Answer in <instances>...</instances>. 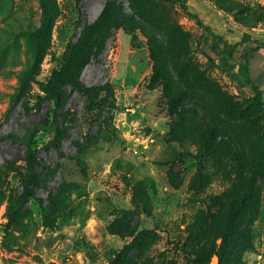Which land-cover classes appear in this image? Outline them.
<instances>
[{
  "label": "rangeland",
  "instance_id": "rangeland-1",
  "mask_svg": "<svg viewBox=\"0 0 264 264\" xmlns=\"http://www.w3.org/2000/svg\"><path fill=\"white\" fill-rule=\"evenodd\" d=\"M132 1L56 0L59 13L34 81L24 70L32 54L28 32L40 20L38 0L1 1L0 264H111L108 254L113 252L123 264L139 255V248L144 257L133 264H189L174 248L178 237L194 244L212 242L214 225L204 219L201 199L224 195L230 182L209 158L202 180L195 179L197 146L170 135L176 120L166 112L161 87H151L154 60L148 44L157 48L163 31L179 28L188 35L193 70L216 93L234 98L246 95L239 92L246 84L241 53L252 44L229 57L177 5ZM255 1L264 6V0ZM187 5L231 44L244 33L264 40L263 25L240 23L214 0H187ZM95 24L105 34L87 33L96 46L81 64L74 46L83 30ZM158 52L162 58V49ZM68 73L75 74L76 87L64 82ZM48 80L57 82L61 97L57 123L64 135L59 141L46 131L49 102L37 84ZM86 91L98 101L99 111L86 113ZM185 108L195 109L194 128L200 139L212 138L217 153L244 155L243 161L235 159L237 174L230 170L229 175L239 189L248 182L259 186L258 207L251 210L257 217L247 239L231 241L232 249L243 264H264V161L260 159V171L249 170L254 163L244 165L250 161V143H256L251 131L259 127L264 141V98L262 107L248 108L243 117L232 108L230 123L219 118L216 128L209 116H217L212 106L208 116L198 106ZM138 180L142 186L136 185ZM49 203L53 211L45 218L42 212ZM8 207L14 208L20 228L10 230L6 247ZM124 220L148 231L139 248L129 249L132 237L113 232L121 231ZM208 264H219L217 255Z\"/></svg>",
  "mask_w": 264,
  "mask_h": 264
},
{
  "label": "trees",
  "instance_id": "trees-1",
  "mask_svg": "<svg viewBox=\"0 0 264 264\" xmlns=\"http://www.w3.org/2000/svg\"><path fill=\"white\" fill-rule=\"evenodd\" d=\"M2 0H0L1 3ZM174 5H177L181 12L189 18L196 27L202 32L212 36L218 43L222 45L223 52L229 57H233L238 52L239 48L246 43H251L252 46L241 53V57L244 60V73L246 77V83L251 87L252 94L249 96H242L241 98H234L233 96L224 97L220 93H216L211 84L202 77V73L198 74L193 70V60L190 56V48L188 42V35L181 31L179 28L173 30L168 27L167 31H163L162 39L163 44L154 47V43L149 41L148 48L151 53V58L154 60L152 66V72L150 75L151 87H161L163 90V98L165 99L164 105L168 115L173 116V126L170 129V135L173 140L189 142L192 145L197 146V152H199V158H197L198 167L196 169L195 179L202 180L204 175V166L209 164L207 158L213 160L216 163L218 170H220L226 177V180L230 183L225 187L224 195L211 196L208 199H201L202 204L205 206L204 219H209L213 223V240L210 243L194 244L186 242L187 238L181 239L180 237L175 240L174 248L183 254L189 264H208L213 255H217L219 264H243L237 260L235 251L232 247L234 238L247 239L249 228L256 219L255 213L252 208L258 207V187L253 183L248 182L244 184V187L239 189L237 184L230 178V170L235 171L238 161H243L244 155L236 154L230 151L229 155L226 153H217L218 151L212 144V138L209 135H205L202 139L196 132L195 123L197 114L194 108H185L186 105L198 106L202 108L205 115L208 116L209 107L212 106L217 111V116L212 117L215 121V128L218 126L219 118L225 119L227 123H230L229 116L232 108H235L237 117H243L245 111L250 107L260 108L263 105L264 94V71L257 73L256 75L251 72V59L253 54L260 49L264 50V40L253 39L249 33H244L241 38L235 43H229L220 34L215 33L210 26L206 25L201 18L194 12L190 11L187 5V0H163ZM217 5L224 8L226 11L233 13L237 20L249 27L261 24L264 26V6H259L257 1L250 6V1L253 0H214ZM131 0V4L133 5ZM40 9V20L38 26L28 32L31 42L32 54L31 59L28 60L25 77H28L31 81L35 80V68L39 63L42 53L47 44V35L51 30L54 21L59 13L56 0H38ZM133 10L138 12L136 7ZM247 15H244L243 13ZM158 23L159 21L156 20ZM160 25V23H159ZM99 25H92L83 30L78 42L74 46L75 57L81 64L87 62L95 48L96 44L92 41V38L87 36L88 32H95L98 34H105V32L98 31ZM162 49V58H159L158 50ZM78 53V55H77ZM167 67L169 70H167ZM253 74V75H252ZM65 83H68L74 87L78 84L77 78L74 73L66 74L63 77ZM174 81H177L175 83ZM39 88L45 93L46 99L49 102V111L46 119V131L56 141H59L63 135V130L58 126L57 117L58 109L60 106V94L56 89L57 82L48 80L45 83H37ZM86 97L89 98V105L86 107V113H90L91 110L99 111V104L90 92H85ZM191 102V103H190ZM239 131L238 129H235ZM252 130L255 134L254 144H251L250 148V161L244 165H251V171H260V159L264 161V141L261 139L262 130ZM251 142V141H249ZM247 142V143H249ZM225 145L220 152H224ZM219 149V146H218ZM216 151V152H215ZM184 154V153H183ZM180 152L178 156H183ZM238 161H235V159ZM254 161V159H257ZM234 166V167H233ZM237 169V167H236ZM248 171V170H247ZM237 174V172L235 171ZM136 185L142 186V181L136 182ZM67 206L63 204L62 207ZM53 203H49L43 209L42 216L48 218L53 211ZM137 207V206H136ZM250 209V210H249ZM249 210V212H248ZM138 213L142 210H137ZM7 222L4 226V238L5 246L8 247L10 230L20 228V223L16 212L13 207H8L6 212ZM121 227V231L116 234L132 237L128 245L129 249L139 248L140 243L147 234L146 229L140 231L135 227H129L126 223ZM220 238L221 243L217 244L214 240ZM237 248V247H236ZM139 255H135L132 258H126L123 264H133L138 260V257H144V251L139 248ZM111 264H118L119 254L113 252L112 255L108 254Z\"/></svg>",
  "mask_w": 264,
  "mask_h": 264
},
{
  "label": "crops",
  "instance_id": "crops-1",
  "mask_svg": "<svg viewBox=\"0 0 264 264\" xmlns=\"http://www.w3.org/2000/svg\"><path fill=\"white\" fill-rule=\"evenodd\" d=\"M261 71H264V50L263 49H260L259 51H257L256 53H254L253 54V57L251 59V72H253L256 75L257 73H259ZM239 92H241V93L243 92V93L246 94L245 96H249V95L252 94V89L246 83V84H243L241 86ZM263 98H264V94H263Z\"/></svg>",
  "mask_w": 264,
  "mask_h": 264
}]
</instances>
